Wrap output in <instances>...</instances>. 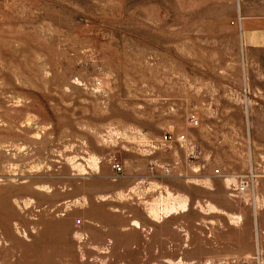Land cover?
<instances>
[{
  "label": "rangeland",
  "instance_id": "obj_1",
  "mask_svg": "<svg viewBox=\"0 0 264 264\" xmlns=\"http://www.w3.org/2000/svg\"><path fill=\"white\" fill-rule=\"evenodd\" d=\"M0 264H264V0H0Z\"/></svg>",
  "mask_w": 264,
  "mask_h": 264
},
{
  "label": "built area",
  "instance_id": "obj_2",
  "mask_svg": "<svg viewBox=\"0 0 264 264\" xmlns=\"http://www.w3.org/2000/svg\"><path fill=\"white\" fill-rule=\"evenodd\" d=\"M164 138H167V137H164ZM112 168L115 171L121 170V166L116 162L112 163ZM245 187H246L245 183H240V185H238V187H236V189L234 190H237L238 192H240V191H243Z\"/></svg>",
  "mask_w": 264,
  "mask_h": 264
},
{
  "label": "bare ground",
  "instance_id": "obj_3",
  "mask_svg": "<svg viewBox=\"0 0 264 264\" xmlns=\"http://www.w3.org/2000/svg\"><path fill=\"white\" fill-rule=\"evenodd\" d=\"M246 188V187H245ZM245 188H244V190H245Z\"/></svg>",
  "mask_w": 264,
  "mask_h": 264
}]
</instances>
